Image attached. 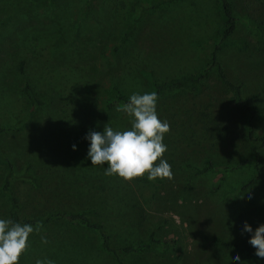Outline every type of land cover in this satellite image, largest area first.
Wrapping results in <instances>:
<instances>
[{"label": "rangeland", "instance_id": "obj_1", "mask_svg": "<svg viewBox=\"0 0 264 264\" xmlns=\"http://www.w3.org/2000/svg\"><path fill=\"white\" fill-rule=\"evenodd\" d=\"M140 1L148 0H0V148L14 163L11 190L20 213L91 210L88 217L103 225L113 247L150 233L173 241L124 254V264H236L233 252L241 264H264L236 247L254 253L248 234L237 227L264 223V186L256 181L229 197L254 174L258 143L249 132L260 133L264 119L251 118L235 102L215 69L195 92L157 100L158 118L170 126L163 158L171 179L125 181L105 176L104 166L86 159L88 130L100 131L105 123L114 130L130 127L124 112L106 105L112 85L129 96L145 87L141 70L165 81L195 73L210 59L219 26L216 0L164 2L143 11L128 32ZM230 1L236 16L231 39H244L248 47H225L217 59L250 98V108L264 112V55L252 30L264 20V0ZM25 84L39 101L35 110L22 94ZM257 153L264 175V147ZM244 159L235 169L216 168ZM208 161L213 168L196 174ZM27 163L30 179L21 176ZM4 175L0 165V187ZM9 213L7 197L0 195V217ZM21 258V264L45 258L52 264H115L97 231L63 221L35 226Z\"/></svg>", "mask_w": 264, "mask_h": 264}, {"label": "trees", "instance_id": "obj_2", "mask_svg": "<svg viewBox=\"0 0 264 264\" xmlns=\"http://www.w3.org/2000/svg\"><path fill=\"white\" fill-rule=\"evenodd\" d=\"M174 0H148L140 1L135 3L133 10L131 12V26L129 31H131L136 25L143 11L149 8H155L164 2H170ZM215 11L218 15L219 26L216 30L214 46L211 51L210 59L205 64V66L195 73L188 75H183L176 78H171L165 81H157L151 72L146 70H141V74L145 78V87L141 92H156L158 98L170 94L176 91H188L195 92L198 89V85L203 81L210 72L215 69L218 79L225 85L232 93L235 98V102L251 113V118L256 120L264 119V112L260 109H251L249 105L250 98H243L242 89L239 84L234 83L225 74L221 64L217 59V52L225 47L232 46L235 50L244 51L247 49L248 44L244 39H231V34L235 30L236 26V16L233 13V8L230 0H216ZM252 30L255 35L256 50L258 53L264 55V20H261L252 26ZM22 94L27 99L29 104L32 106L33 110L39 105V101L33 94L31 87L25 84L22 87ZM127 95L124 94L116 85H112L106 96V105L109 108L118 107L127 101ZM1 132V129H0ZM250 137H253L258 143V146L253 149L255 160L254 164V174L253 176L236 188L233 192L229 194V197H233L238 191L252 184L253 182L259 181L264 186V175L260 172L259 163L260 160L257 158V152L259 147H264V129L260 133L254 134L253 128L249 132ZM248 160L244 159L233 165H218L216 168L220 170L224 169H235ZM0 165L5 171L2 185L0 187V195H5L7 197V204L10 208L9 218L13 221L20 223H29L33 227L40 226L42 224L48 223L50 221H63L70 224L81 225L89 229H94L97 231L100 239V246L108 253H110L114 259L115 264H124L123 256L131 252H138L150 248L152 245L159 244L163 247L165 244H173V241L156 239L153 233H150L145 239H140L133 244L124 245L121 247H113L111 244L110 234L106 231L102 224L94 223L89 217L88 213L91 210H86L83 212H70V211H49L43 215H33L25 216L20 213V205L18 198L13 194L11 190V179L16 175L14 172V163L12 160L2 152L0 148ZM30 164L27 163L25 170L21 176L23 178H33L32 173L29 170ZM213 165L208 161V165L202 167L201 169H196L195 173H204ZM143 180L155 183V180H148L146 175L142 177ZM236 246V245H235ZM239 251L245 252L248 255H254L252 251L246 249L245 247L236 246ZM22 256V255H21ZM22 258L20 257L19 264H21Z\"/></svg>", "mask_w": 264, "mask_h": 264}, {"label": "clouds", "instance_id": "obj_3", "mask_svg": "<svg viewBox=\"0 0 264 264\" xmlns=\"http://www.w3.org/2000/svg\"><path fill=\"white\" fill-rule=\"evenodd\" d=\"M158 96L152 92H133L117 111L129 117L130 127L114 130L104 124L102 130H88L84 136L87 142L86 159L91 166H104L105 176H117L125 181L144 177L148 180L172 178L171 165L163 158L167 145L164 135L169 132L167 120L158 118L156 111ZM73 151L76 145H71ZM251 198V193H247ZM237 230L248 234L247 243L254 249V255L264 259V223L255 229L242 221ZM34 227L10 218L0 217V264H19L21 255L28 247L29 236ZM42 243H47L41 238ZM231 260L241 264L238 253L233 252ZM35 264H52L47 258L37 259Z\"/></svg>", "mask_w": 264, "mask_h": 264}]
</instances>
